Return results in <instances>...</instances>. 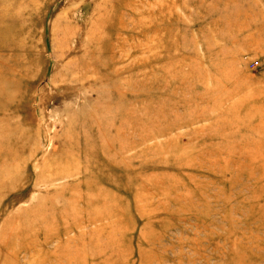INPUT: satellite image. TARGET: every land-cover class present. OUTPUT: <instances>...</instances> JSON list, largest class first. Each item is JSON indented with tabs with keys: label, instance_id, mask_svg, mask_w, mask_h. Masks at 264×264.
I'll use <instances>...</instances> for the list:
<instances>
[{
	"label": "rangeland",
	"instance_id": "rangeland-1",
	"mask_svg": "<svg viewBox=\"0 0 264 264\" xmlns=\"http://www.w3.org/2000/svg\"><path fill=\"white\" fill-rule=\"evenodd\" d=\"M0 61V264H264V0H0Z\"/></svg>",
	"mask_w": 264,
	"mask_h": 264
},
{
	"label": "bare ground",
	"instance_id": "bare-ground-1",
	"mask_svg": "<svg viewBox=\"0 0 264 264\" xmlns=\"http://www.w3.org/2000/svg\"><path fill=\"white\" fill-rule=\"evenodd\" d=\"M111 6V5H110ZM109 8V7H108ZM177 22V21H176ZM140 25V24H139ZM144 32V31H143ZM146 32H148V31H146ZM150 32V31H149ZM101 49V48H100ZM109 57V56H108ZM102 58V57H101ZM110 58V57H109ZM112 58V57H111ZM102 59H104V58H102ZM101 60V59H100ZM107 60V59H106ZM109 60V59H108ZM110 61H111V59H110ZM148 61V60H147ZM141 62V61H140ZM146 62V61H145ZM148 62H150V61H148ZM0 63L2 64L3 62H1L0 61ZM144 63V62H143ZM140 65H142L141 63H140ZM151 65V64H150ZM153 65V64H152ZM151 65V66H152ZM114 66V65H113ZM116 66V65H115ZM145 66V65H144ZM147 66V65H146ZM95 67V66H94ZM138 67H140V66H137V68ZM148 67V66H147ZM141 68V67H140ZM12 69L13 68H11V67H9V68H5V72H10V71H12ZM93 69V68H92ZM144 69V68H143ZM134 70H137V69H134ZM141 70H142V68H141ZM149 70V69H148ZM1 71V70H0ZM3 71V72H4ZM126 71V70H125ZM140 71V70H139ZM138 72V71H137ZM151 72V71H150ZM1 73V72H0ZM110 73V72H109ZM125 73V72H124ZM152 73V72H151ZM151 73H147L148 75H150ZM6 74V73H5ZM4 74V75H5ZM137 74H139V73H137ZM1 75H3V74H1ZM7 75V74H6ZM100 75V74H99ZM116 76V75H115ZM118 76H119V74H118ZM1 77V76H0ZM4 77V76H3ZM148 77V76H147ZM145 78V77H144ZM2 79H4V80H0V92L2 91V92H4L5 90H7V89H9L10 87H11V85H12V80H11V82L9 81V80H5V78H2ZM120 79V78H119ZM146 81H147V79H146ZM10 82V83H9ZM102 82V81H101ZM137 83H139V82H137ZM120 84V83H119ZM144 84V83H143ZM129 85V84H128ZM136 85V84H135ZM126 86V85H125ZM134 86V85H133ZM143 86V85H142ZM127 87V86H126ZM144 87V86H143ZM132 88V87H131ZM127 89V88H126ZM149 90V89H148ZM124 91V90H123ZM130 91V90H129ZM8 93H9V91H7ZM0 94H2V93H0ZM4 94V93H3ZM10 94V93H9ZM6 95H7V93H6ZM1 96V95H0ZM8 96V95H7ZM12 95H10V97H11ZM134 96V95H133ZM3 97H6V96H3ZM10 97L8 96V98L10 99ZM135 97V96H134ZM7 98V100H9ZM4 100H6V98H3ZM7 102V101H6ZM97 102V101H96ZM113 102V101H112ZM111 102V103H112ZM1 103V102H0ZM110 103V104H111ZM2 106V105H1ZM211 107H214V104H211L210 105ZM108 109V108H107ZM5 111V110H4ZM4 111H0V119H6L7 117H9V116H7L8 114H9V112H8V114H7V112L5 113ZM93 115V114H92ZM85 116L86 115H84V118H85ZM89 116V115H88ZM87 117V116H86ZM91 117V116H90ZM90 117H87V118H90ZM83 118V119H84ZM86 118V119H87ZM123 118V117H122ZM121 118V119H122ZM83 119H82V121H83ZM85 119V120H86ZM91 119V118H90ZM90 119H89V121L88 122H90ZM120 119V120H121ZM124 119V118H123ZM122 119V120H123ZM189 119V118H188ZM193 119V118H192ZM81 120V119H80ZM84 120V121H85ZM96 120V119H95ZM125 120H126V118H125ZM124 120V121H125ZM123 121V122H124ZM139 121V120H138ZM191 121V120H190ZM189 120H188V122H190ZM134 122V121H133ZM187 122V121H186ZM128 123V122H127ZM130 123V122H129ZM139 123V122H138ZM181 123H183V122H181ZM88 124V123H87ZM93 124V123H92ZM189 124V123H188ZM187 123L185 124V125H188ZM180 125V124H179ZM182 125V124H181ZM100 126V125H99ZM98 126V127H99ZM118 126L120 127V125L118 124ZM129 126V125H128ZM137 126V125H136ZM140 126V125H139ZM171 126V125H170ZM169 126V127H170ZM97 127V128H98ZM119 127H118V129H116L115 131L116 132H118V130H119ZM131 127V126H130ZM167 127H168V125H167ZM169 127H168V129H169ZM166 128V127H165ZM172 129H173V127H172ZM12 129H10L9 127H6V126H3V127H0V133H7V131L8 132H10ZM157 130V129H156ZM171 130V129H170ZM154 131V130H153ZM103 132V131H102ZM122 134L124 133V132H121ZM135 133V132H134ZM147 134H142L140 137H139V140L138 141H131V140H133V139H131V140H126V139H124V140H122V141H113V140H111V141H106V143L105 142H103L104 144H106V145H108V148H110V147H113L112 148V150H113V156H115V157H119V156H121V155H123V154H126L128 151H130L131 149H133V148H135L136 146L138 147V145L139 144H141V143H143V142H145L146 140H149V139H152V138H154L155 136H158V135H161V134H163V132L161 131V132H155V133H149V131L148 132H146ZM103 134V133H102ZM124 134H126V133H124ZM123 134V135H124ZM121 135V134H120ZM134 137V136H133ZM116 139H117V137H116ZM137 139V138H136ZM2 140V139H1ZM99 140V139H98ZM97 140V141H98ZM107 140V139H106ZM173 141V140H172ZM171 141V142H172ZM176 141V140H175ZM21 142V141H20ZM113 142H114V144H113ZM166 142V141H165ZM9 143V141H5L4 142V140H2L1 142H0V145H2V144H4V145H7ZM98 143H99V141H98ZM11 144V143H10ZM15 144V143H14ZM14 144L11 146V148L14 146ZM18 144V143H17ZM115 145V146H114ZM17 146V145H16ZM164 146H166V145H164ZM180 147H182V146H180ZM3 148V147H2ZM166 148V147H165ZM167 149V148H166ZM150 150H153V149H150ZM146 153V152H145ZM144 153V154H145ZM4 155H7L8 153H3ZM264 154V153H263ZM9 156H10V154H9ZM6 158V157H5ZM30 159V158H29ZM2 161V160H1ZM3 162H4V160H3ZM26 162V161H25ZM127 164V163H126ZM50 170V169H49ZM56 178V177H55ZM53 192V191H52ZM96 192V191H95ZM49 193V192H48ZM47 193V195L49 196L50 195V193L48 194ZM93 193V192H92ZM112 195V194H111ZM51 196H53L52 194H51ZM94 197V196H93ZM111 197V196H110ZM49 199V198H48ZM75 201H76V199H74ZM76 202H78V200L76 201ZM85 202V201H84ZM50 209V208H49ZM52 210V209H51ZM119 213H121V212H119ZM108 215V214H107ZM61 217V216H60ZM95 217V216H94ZM97 218V217H96ZM10 220V219H9ZM94 221H95V219H94ZM48 222V221H47ZM86 222L87 223H90V222H93L92 220H88V218H86ZM25 223V222H24ZM78 223V222H77ZM30 225V224H29ZM85 225V224H84ZM31 226V225H30ZM75 226V225H74ZM76 239V238H75ZM75 239H73L74 241H77V240H75ZM67 241H69V240H67ZM70 242V241H69Z\"/></svg>",
	"mask_w": 264,
	"mask_h": 264
},
{
	"label": "built area",
	"instance_id": "built-area-1",
	"mask_svg": "<svg viewBox=\"0 0 264 264\" xmlns=\"http://www.w3.org/2000/svg\"><path fill=\"white\" fill-rule=\"evenodd\" d=\"M256 64H257V62L252 63V65H254V66H255Z\"/></svg>",
	"mask_w": 264,
	"mask_h": 264
}]
</instances>
